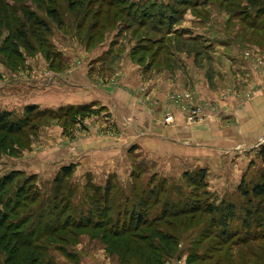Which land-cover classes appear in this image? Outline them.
Segmentation results:
<instances>
[{
    "label": "rangeland",
    "instance_id": "1",
    "mask_svg": "<svg viewBox=\"0 0 264 264\" xmlns=\"http://www.w3.org/2000/svg\"><path fill=\"white\" fill-rule=\"evenodd\" d=\"M123 4L0 0V113L8 111L10 119L18 120L25 116L26 106H34L20 132L0 131V178L11 170L21 171L16 177L20 180L33 175V190L41 198L30 203L22 193L14 205L5 206L4 223L25 218L11 228L0 225V264H29L33 255L32 264H264V238L252 239L264 229L251 225L249 234L241 232L245 203L237 190L242 176L249 181L264 167L259 155L264 145V0H127ZM47 8H55L59 19L53 20ZM27 12L44 19L47 27L31 25ZM15 32L27 35L31 50L17 43V55L11 38ZM132 77L137 86L129 83ZM153 80L169 84L164 87L167 102L181 112L186 124L205 127L198 134L202 144L218 152L212 159L216 162L202 167L203 182L193 185L184 172L199 167L181 170L163 161L158 165V159L148 157L138 145L129 147L122 171L108 175L121 189L113 193L115 205L130 209L136 193L161 183L159 202L147 205L148 220L161 214L164 200L172 202V208L191 202H232L236 216L225 229V242L212 229L211 216L218 214L201 207L156 221L172 234L168 248L162 239V243L143 239L142 230L118 233L115 238L108 226L67 225L42 233L35 243L45 246L28 256L26 251L34 246H21L17 232L36 234L52 223L55 212L38 217V211L62 166H73L63 180L72 205L82 212L90 205L87 181L104 184L108 179L100 175L93 180L81 165L89 144L99 143L98 136L92 139L90 122L99 127L94 116L104 106L70 100L100 95L115 103L127 94L146 104L151 101L146 90ZM171 108L163 112L164 123L174 121ZM196 108L199 113L191 118ZM123 117L124 124L131 122V116ZM224 127L225 135L215 133ZM16 178L4 186L7 192L16 191ZM149 239L157 246L154 258L146 248Z\"/></svg>",
    "mask_w": 264,
    "mask_h": 264
},
{
    "label": "trees",
    "instance_id": "2",
    "mask_svg": "<svg viewBox=\"0 0 264 264\" xmlns=\"http://www.w3.org/2000/svg\"><path fill=\"white\" fill-rule=\"evenodd\" d=\"M100 2H104L108 5H111L113 3H118L126 5L127 0H99ZM188 1V0H187ZM133 4L132 2L128 3V5ZM122 9V6H120V11ZM47 14L53 19L57 20L59 19L58 11L55 8H47L46 9ZM28 19L31 20V25L37 26L38 28L47 27V22L36 16L33 12H27ZM21 29V28H18ZM14 37H11L12 40H14V48L13 50L19 55V50L17 47V43H19L21 46H23L26 50H31L33 47L32 43L29 41L27 35L23 32H15ZM34 111V106H26L25 107V116L18 120H12L9 118L10 112L8 111H2L0 113V131H7L10 133L20 132L22 127H24L28 123V117L30 114H32ZM37 114H42L40 111H36ZM259 155L261 158V161L264 166V145H262L259 148ZM72 164L64 165L61 167V169L58 171V173L54 176L52 186V192L48 196V198L44 199V203L42 204L43 207L38 211V217L42 216L44 213H54L55 217L54 220L51 221L52 223L50 225H45L46 228H44L43 232H38L35 234V232L31 233H23V230H20V232H17L18 234V241L20 240L21 246H27V245H33L31 252H28V256L33 254V250L37 248L42 249L45 244H39L35 243L37 241V238L41 236L42 233L48 232L49 229L50 232L55 231L57 228H62L63 226L67 227V225L72 226L74 228H83L86 226L91 227H102V226H108L109 233L112 234L113 237L118 236V233H124L129 232L132 234L137 233L139 230H142L140 234L144 235L143 239L154 238L158 240L159 242L165 241L163 245L165 247H169V240L172 234L168 232V230H165L162 227H159L156 225V221H161L164 218H167L169 216H177L179 214L185 213V212H193L200 210L201 207L205 209V211L209 213H217L218 215H212V229L216 231L218 234V237H221L222 240H224L225 234H228L229 224L233 221V218H235V205L232 202H220V204H206L201 202H191V203H185L181 208H177L173 206V203L169 200L162 201V212L161 214H156L153 216L152 220H148V209L147 205L150 202L158 203L160 200L161 194L159 193V190H163L164 186L163 183L159 185H153V187L149 188L147 192L143 194H135V203H131V208L127 209L126 205L119 209L115 205V200L113 199V193L117 191L119 188L116 187L115 184L112 183L113 175L108 176L107 181L102 184L98 185L90 180L87 181L85 184L86 188H88V193L90 197L89 199V209L85 210V212L80 211L78 209V206L72 205L71 203V196H70V189L66 187V183L64 182V177L67 176L71 169ZM21 171L17 170H11L7 173H5L0 178V202H2V211L0 212V225L5 224L7 228H11L9 226H18L24 222L22 220L24 217H19L17 220H13V222L4 223V214H5V206L14 205L16 200L15 197L18 198L21 197L22 193L25 197L29 199L30 203L36 202L40 198V195L38 194L36 190H33L34 185L31 181L33 178V175L27 176L22 178L21 180L16 178L19 176ZM205 174V169L202 167L196 168L193 171H186L184 172L185 177L192 182L193 185L196 184H202L203 178ZM17 180V186H15L16 191H12V189L7 192V190L4 188V186L8 184H12V181L14 179ZM119 185V183H118ZM135 183L131 186H134ZM122 186V185H119ZM158 186V187H157ZM66 187V188H65ZM2 190V191H1ZM118 190H121L120 188ZM237 190L240 192L243 201L245 203V206L243 207V217L241 218L242 223V230L244 234H249L248 228H250L251 225H255L257 227H263L264 229V167L261 169L257 177L246 181L245 177H241L240 182L237 186ZM128 199V196H124ZM125 199V200H126ZM15 200V201H14ZM83 202V201H81ZM127 202H129L127 200ZM132 202V201H130ZM8 205V206H9ZM9 206V207H11ZM50 209V210H49ZM78 213L77 217L72 218V216L75 213ZM40 213V215H39ZM111 214H114V217H112ZM96 217V218H95ZM62 219V220H61ZM169 219V218H167ZM17 221V222H16ZM171 220H168V222ZM48 227V228H47ZM63 227V228H64ZM151 229V231H149ZM15 233V231L13 232ZM151 234H156V236H151ZM264 232L260 236H253L252 239L256 240L259 238H264ZM116 238V237H115ZM160 239H162L160 241ZM251 239V240H252ZM245 241V240H243ZM146 242V248L150 250L149 255L154 258V250L157 247L152 246L153 240L149 239V242ZM225 242V240H224ZM217 244V247H221L222 243ZM162 243V242H161ZM235 243V242H233ZM35 244V245H34ZM47 246V245H46ZM40 247V248H38ZM230 245L227 247V250L229 249ZM146 250V252H148ZM27 253L25 254V257L27 256ZM153 254V255H152ZM34 261V255L32 258ZM30 261L29 264H32L33 262ZM153 261L152 263H154Z\"/></svg>",
    "mask_w": 264,
    "mask_h": 264
},
{
    "label": "crops",
    "instance_id": "3",
    "mask_svg": "<svg viewBox=\"0 0 264 264\" xmlns=\"http://www.w3.org/2000/svg\"><path fill=\"white\" fill-rule=\"evenodd\" d=\"M133 77L129 83H134ZM168 85H160V82L153 80L149 90H146L151 95V101L149 99L146 104L129 98L130 95L126 93L125 99L122 98L121 102L114 101L115 103L100 95L89 96L83 100H70L72 103L98 102L100 106H104L101 114L94 116L98 120L99 127H96L97 124L93 120L90 122L94 126L91 130L95 132L92 135L99 137V143L89 144L81 164L86 172L93 175V180L100 175L107 177L114 170L122 171L127 148L133 149L137 145L138 150L146 153L148 157L158 159V165L163 161V165L168 163V166L180 167L181 170L214 165L216 161L212 160L213 155L218 152L210 150L207 144H202L198 134L205 130V127L198 123L186 124L181 112L169 106L166 99L167 91H164V87ZM134 86L137 84L134 83ZM167 107L171 108L175 115L172 123H164L162 120L163 112ZM124 114L131 116L130 123L124 124L122 121ZM242 123L243 120L240 121L239 135H241ZM227 132V128L224 127V129L218 128L215 133L225 135ZM214 144L218 145L219 142L215 141ZM122 153L124 156L121 155ZM94 181L99 185L103 183Z\"/></svg>",
    "mask_w": 264,
    "mask_h": 264
},
{
    "label": "built area",
    "instance_id": "4",
    "mask_svg": "<svg viewBox=\"0 0 264 264\" xmlns=\"http://www.w3.org/2000/svg\"><path fill=\"white\" fill-rule=\"evenodd\" d=\"M198 113H199V109H198V108H196V109H192V110H191V115H190V117H191V118H196L197 115H198Z\"/></svg>",
    "mask_w": 264,
    "mask_h": 264
}]
</instances>
